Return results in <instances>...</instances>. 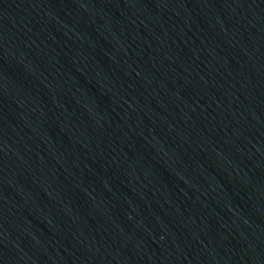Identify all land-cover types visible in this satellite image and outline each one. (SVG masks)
<instances>
[{
  "label": "water",
  "instance_id": "95a60500",
  "mask_svg": "<svg viewBox=\"0 0 264 264\" xmlns=\"http://www.w3.org/2000/svg\"><path fill=\"white\" fill-rule=\"evenodd\" d=\"M0 264H264V0H0Z\"/></svg>",
  "mask_w": 264,
  "mask_h": 264
}]
</instances>
